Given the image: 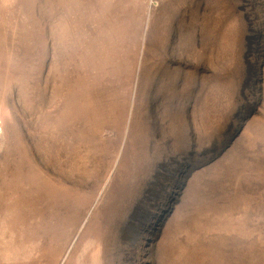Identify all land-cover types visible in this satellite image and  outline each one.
Returning a JSON list of instances; mask_svg holds the SVG:
<instances>
[{
    "label": "rangeland",
    "instance_id": "rangeland-1",
    "mask_svg": "<svg viewBox=\"0 0 264 264\" xmlns=\"http://www.w3.org/2000/svg\"><path fill=\"white\" fill-rule=\"evenodd\" d=\"M0 264H264V0H0Z\"/></svg>",
    "mask_w": 264,
    "mask_h": 264
},
{
    "label": "bare ground",
    "instance_id": "bare-ground-1",
    "mask_svg": "<svg viewBox=\"0 0 264 264\" xmlns=\"http://www.w3.org/2000/svg\"><path fill=\"white\" fill-rule=\"evenodd\" d=\"M47 83V82H46ZM40 129V128H39ZM44 134V133H43ZM46 141V140H45ZM48 142V141H47ZM48 143H50V142H48ZM155 175V174H154Z\"/></svg>",
    "mask_w": 264,
    "mask_h": 264
}]
</instances>
